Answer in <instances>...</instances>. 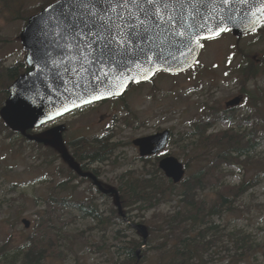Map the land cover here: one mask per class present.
Segmentation results:
<instances>
[{
    "label": "rangeland",
    "instance_id": "rangeland-1",
    "mask_svg": "<svg viewBox=\"0 0 264 264\" xmlns=\"http://www.w3.org/2000/svg\"><path fill=\"white\" fill-rule=\"evenodd\" d=\"M25 6L38 5L42 0H23ZM28 8V7H27ZM25 23L23 21H8L0 15V37L10 38L8 44H0V61L7 58L6 65H13L25 58V53L20 41V34ZM260 38L264 39L260 33ZM257 35L249 34L242 38H236L231 32L225 33L221 38L207 41L203 44L202 53L197 65L189 72L172 76L166 73H159L154 79V84H149L137 89L133 99L136 108H143L144 119H148L150 126H162L168 124L170 113L174 112L176 127V140L180 142L175 148L171 146L170 151L174 150L175 156L187 163L193 157L194 147L184 148L196 142L195 138L181 142V137L190 132L191 121L202 115L203 105L215 103L217 107L224 104L237 88L238 80L232 79L231 83L226 84L224 76L231 67L240 64L243 53L253 57L259 52L260 46L255 45ZM252 53V54H251ZM232 61L234 64L227 66L226 63ZM218 76L211 80L206 76ZM204 77V78H202ZM225 78V79H224ZM259 85L264 87V78L259 79ZM6 80L0 77V90L4 88ZM204 84L205 90L198 92L196 87ZM255 85L253 84L252 87ZM213 87L214 89H212ZM134 92V88L131 89ZM174 104V105H173ZM116 105V106H115ZM107 104L96 108L101 116L112 112L117 104ZM85 111L75 120L82 124H94L89 133L100 134L104 129V124L97 122V112ZM247 107H242L240 112H245ZM157 116L159 119L157 120ZM120 118V115L117 116ZM119 120H117L118 122ZM253 125H247L251 128ZM228 130L226 124H221L217 130ZM260 134H264L263 131ZM206 159L212 158L216 153L214 150H205ZM129 160L136 166V151L133 148L126 149ZM257 156L255 159L263 160V166L250 165L249 169L233 167L224 172L232 171L234 175L227 174L207 181L206 189H200L197 200H206V206L211 207L217 200V193L222 192L221 184L238 186L242 183L243 176L247 181L255 178L259 170L264 171V142L252 153ZM50 151L47 148L32 145L22 138L12 135L5 129H0V250L4 245L8 246L10 252L15 247L23 246L28 238L35 241H44L46 245V257L44 264H111L116 252V233L113 227L115 222L121 223L113 216L114 222L111 226L106 222L100 223L81 214L73 206H50L47 199L50 192L47 187L48 170H50L49 159ZM204 160V161H205ZM203 162L195 163L191 160L189 168L190 176H193ZM244 162V159L241 160ZM140 167V164H138ZM245 167V166H244ZM127 170V167H120V171ZM258 182L252 181L251 184ZM14 185V186H13ZM15 187V188H13ZM181 187H178L180 189ZM218 191V192H217ZM235 208L230 213H224L221 217H213L212 220L219 226L220 230L227 228L225 233L218 236L216 247L212 254H206L204 259L207 264H221L225 254V246L232 249L236 246H244L246 236H250L255 242L254 248L246 256L241 257L240 264H264V172L260 176V182L255 184L242 197L234 199ZM112 207V206H111ZM177 201L162 204L147 213L145 216H138L149 224L153 219L154 212L159 215L166 214L177 208ZM108 211V206L100 207L101 216L105 218L102 210ZM133 211L131 215L137 214ZM138 217L134 218L137 219ZM22 219L31 222L30 229H26L22 224ZM116 220V221H115ZM129 227V223L134 224L135 220L127 218L123 222ZM120 225L122 231L125 226ZM119 236L122 240L123 235L131 237L133 231L123 233ZM224 235V236H223ZM142 241L135 233V237ZM223 238V239H222ZM117 240V245L120 242ZM129 240L127 238L124 239ZM247 240V239H246ZM247 243V242H246ZM251 244V243H250ZM10 245V247H9ZM141 252L149 248L144 245ZM101 248V250H99ZM249 248V247H248ZM157 254L155 250L148 252L147 259L143 264H156ZM2 256H0V261ZM230 261V260H229ZM226 260L223 264H228Z\"/></svg>",
    "mask_w": 264,
    "mask_h": 264
},
{
    "label": "water",
    "instance_id": "water-1",
    "mask_svg": "<svg viewBox=\"0 0 264 264\" xmlns=\"http://www.w3.org/2000/svg\"><path fill=\"white\" fill-rule=\"evenodd\" d=\"M196 8L199 9L198 12H194L188 7L183 10L184 23L195 25V27H188L183 42L178 38L164 39L161 37V46L155 49L161 57L158 61H156L155 55H153L151 64H142L143 57H140L135 64L128 60L130 70H124L121 78L117 79L115 78V69H113L114 78L110 80L106 88L98 90H94L92 78L88 73L81 72L75 76L64 74L63 64L60 63L58 54L59 49L54 44L55 34L45 22L47 8L39 15L30 18L21 34L23 46L28 51L27 63L33 68V71L20 77L10 88V97L1 110L3 120L12 130L21 132L29 139L50 143L64 154L65 159L70 162L73 168L79 171L66 152L62 139L49 141L32 138L27 135V131L85 105L122 96L129 85L147 82L159 71L171 74L187 71L194 66L200 56L202 40L221 35L225 32L222 29L225 28H231L236 36L254 31L262 20L264 0H229L227 4L222 3V0H200L196 4ZM173 14L179 16L181 9L177 8ZM201 16L204 17L203 20H201ZM42 17L45 20H42ZM221 21V28L218 29L217 25L221 24ZM42 29L46 30V34L42 33ZM54 63L60 64L59 74L52 68ZM109 91L113 94L109 95ZM97 96L101 98H96ZM239 103L240 100H235L230 105ZM168 138L169 133L165 132L137 141L136 144L142 147V155L145 156L161 151ZM155 143H161V146L156 150H151ZM161 168L175 183L181 182L185 176L183 165L175 158L164 159L161 162ZM118 206L122 214L119 199ZM23 224L26 228L30 226V222L27 220H23ZM135 228L147 241L149 238L147 228L143 225L135 226Z\"/></svg>",
    "mask_w": 264,
    "mask_h": 264
},
{
    "label": "trees",
    "instance_id": "trees-1",
    "mask_svg": "<svg viewBox=\"0 0 264 264\" xmlns=\"http://www.w3.org/2000/svg\"><path fill=\"white\" fill-rule=\"evenodd\" d=\"M48 1L49 0H45V3ZM44 7L45 5L42 4L25 6L23 0H0V15L11 22L24 21L26 23L30 16L36 14ZM10 41V38L0 37V43L5 44ZM24 69V63L5 67L4 62L0 61V77L5 79L7 84H11L16 80V78L24 72ZM247 94L249 95L251 100L250 105L252 106H258V104L264 100V94H262L261 97L258 92L255 91L247 92ZM7 96V87L5 86L0 90V109L4 105ZM196 128V134L199 136V143L204 146L203 148L219 149V152L215 156L216 159L214 158L215 160L211 161L204 170L208 171L211 177L217 173V167L215 165L217 162H219L218 165L222 163L242 164L241 166H245L244 169H249L250 165H257L258 168L263 166V160H256L255 155L251 156V153L264 141V136L260 137L259 142L256 141L257 130L249 133L246 132L243 135L233 131L222 132L218 135H208V126L206 124L203 126H201V124H196ZM0 129L7 130L1 119ZM242 157H246L244 162L241 161ZM263 172L264 171L259 170L257 173L256 179H254V181L258 180L256 183L251 184L253 179L250 180L251 182H247V180L243 179V183L239 186L226 187L219 193L218 201L227 199L226 201L229 203L228 210L232 212L234 209L232 201L237 197H242L251 187L258 184ZM188 181L187 179L185 188L182 190L183 192L177 193L181 198L179 208L174 212L154 215L153 224L149 226L150 239L146 244L149 248L142 251L139 255L138 251L143 249L145 245L144 241H140L134 238V236L128 237L125 234L122 240H120V225L124 224L123 222L126 221V219L123 221L121 220V223H117L118 232L115 235L117 238L116 252L115 258L111 264H138L139 258V264H143L147 259L148 252L152 250H155L157 254L156 264H207L204 256L209 254L214 246L216 247V240L219 234L207 226L208 224L204 222V216L195 212V206L191 204V199L189 197V193L192 192V187H188ZM195 185V189H197L201 184L197 183ZM154 187V185L148 183L123 191L125 202L129 203L130 200L133 199L135 203L142 205L141 209L143 210L141 211L145 212L151 211V209L157 207L161 203H169L174 191L165 189L161 190L159 193V189H154ZM151 193L157 195L155 196L158 198L156 202L157 206L153 203V199L149 198ZM123 205L124 209H126L125 203H123ZM220 205L221 204L213 206L209 210L208 215L215 216L217 213L216 210ZM223 206H225V204H223ZM203 207L204 205L202 203L201 209H203ZM129 226H131V223H129ZM195 226H198L200 229L207 226V229L201 231L200 234L202 236H200V234L195 235ZM122 232L125 233V230ZM249 237L250 236L245 237L244 246L235 245L234 254H232L233 249H227L226 257L230 259L229 264H240L241 257L246 256V254L252 250V245L248 239ZM125 238L129 240L124 241ZM117 240H120L118 245ZM10 249H8L7 245H4L0 250V256H2L0 264H44L43 260H45L44 257L47 255L45 254L46 245L44 241H35L31 238H28L23 246L15 247L14 251L10 252ZM99 250H101V248H99Z\"/></svg>",
    "mask_w": 264,
    "mask_h": 264
},
{
    "label": "flooded vegetation",
    "instance_id": "flooded-vegetation-1",
    "mask_svg": "<svg viewBox=\"0 0 264 264\" xmlns=\"http://www.w3.org/2000/svg\"><path fill=\"white\" fill-rule=\"evenodd\" d=\"M259 46V54L254 56L253 68L262 73L264 71L263 39L260 40ZM246 67L247 65L243 63L242 73ZM234 92L235 95L232 98L242 97L239 89ZM115 103L117 107L103 116L96 109L107 104L115 105ZM223 108L235 111L237 107ZM94 109L97 112L95 124L99 122L104 124V129L100 134L89 133L94 124H80L75 120L79 115L85 114V111L94 112ZM139 111L141 108L134 107L133 95L128 92L124 97L86 106L62 118L50 121L45 126L29 133L33 137L53 139L59 137L62 132L64 146L83 174H78L72 169L63 155L53 147L45 145L51 154L47 178V187L50 192L47 203L50 206L58 204L72 206L73 203L78 202L79 212L93 218L99 217L101 215L100 207L107 205L108 211L104 209L102 213L105 216L104 219L112 223L115 215L113 204L116 203V196L106 193V191H120L134 186L130 181L133 177L136 180L142 179L138 181L139 183H144L149 179L156 181L160 176L163 178V173L158 171L157 164L163 157L172 155L173 152L169 150L171 146L177 147L173 142L176 120L172 114L168 119V124L152 128L148 119L147 121L140 119ZM118 115H120L119 119ZM117 120L119 121L117 122ZM165 130H169L171 133V140L166 151L157 156L140 157V149L135 147L133 142L137 138L155 135ZM128 148H133L136 151V166H133L129 160L126 153ZM120 167H127V170L120 171Z\"/></svg>",
    "mask_w": 264,
    "mask_h": 264
},
{
    "label": "snow or ice",
    "instance_id": "snow-or-ice-1",
    "mask_svg": "<svg viewBox=\"0 0 264 264\" xmlns=\"http://www.w3.org/2000/svg\"><path fill=\"white\" fill-rule=\"evenodd\" d=\"M199 2L56 0L46 10V20L44 17L41 19L55 34L54 44L59 49L64 74L75 76L81 72L88 73L94 90H98L109 85L114 78L113 69L117 79L121 78L124 70H130L128 60L135 64L143 57L142 64H151L155 55L158 61L161 57L155 49L161 46V37L178 38L183 42L188 27H195L194 24L184 23L183 10L188 7L198 12L196 4ZM222 3L227 4L229 0H222ZM177 8L181 9L179 16L173 14ZM200 18L204 19L203 16ZM221 25L222 21L217 28L220 29ZM41 31L46 34V30ZM52 68L59 74L60 64L54 63ZM108 94L113 93L109 91Z\"/></svg>",
    "mask_w": 264,
    "mask_h": 264
},
{
    "label": "bare ground",
    "instance_id": "bare-ground-1",
    "mask_svg": "<svg viewBox=\"0 0 264 264\" xmlns=\"http://www.w3.org/2000/svg\"><path fill=\"white\" fill-rule=\"evenodd\" d=\"M126 220H127V218H125ZM131 225H133V224H131ZM209 230V229H208ZM143 241H144V243H145V245L147 244V242H148V240L147 241H145L144 239H143ZM145 247V246H144ZM143 247V248H144ZM141 253V250H139L138 251V255ZM139 262H140V258L138 259V264H139Z\"/></svg>",
    "mask_w": 264,
    "mask_h": 264
}]
</instances>
